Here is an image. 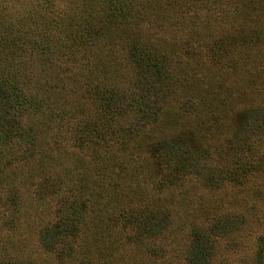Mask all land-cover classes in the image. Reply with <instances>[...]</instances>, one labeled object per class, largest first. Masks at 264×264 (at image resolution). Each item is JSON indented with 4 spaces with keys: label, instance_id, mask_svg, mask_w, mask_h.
<instances>
[{
    "label": "trees",
    "instance_id": "16d2710c",
    "mask_svg": "<svg viewBox=\"0 0 264 264\" xmlns=\"http://www.w3.org/2000/svg\"><path fill=\"white\" fill-rule=\"evenodd\" d=\"M26 12L0 20V264H264V0Z\"/></svg>",
    "mask_w": 264,
    "mask_h": 264
},
{
    "label": "rangeland",
    "instance_id": "374dc122",
    "mask_svg": "<svg viewBox=\"0 0 264 264\" xmlns=\"http://www.w3.org/2000/svg\"><path fill=\"white\" fill-rule=\"evenodd\" d=\"M19 1L22 7L19 6L18 0H0V20L5 19L9 16L10 18L16 19L17 22L20 19H22V21H26L27 19L22 17V14L25 15L24 13H27L26 10H28L29 13L28 20H32V18L37 15L38 16L44 15L48 17L55 10L66 8L70 2L76 0H19ZM62 1L64 2L63 5H62ZM91 1L95 3L97 0H91ZM84 7L81 9L82 12L84 11ZM78 12H80V10H78ZM78 12L76 13L78 14ZM63 17L65 16H62L60 18ZM15 26L20 27L17 25ZM255 98H260L255 101V105H257V103L264 104L263 93H257ZM201 193H203V191H201ZM203 194H205V192ZM258 209L261 210V212L262 211L264 212V200H262L258 204ZM263 232H264V227L258 226L257 229H255L251 233L250 240L253 239L255 240L256 237ZM26 243L28 247L27 252L36 259L38 242L37 239L34 237V234H32L30 238L26 239ZM252 245L251 246L249 245L247 249H242L241 251L234 250V251L222 252L221 256L220 257L218 256V258L219 260L224 261L225 262L224 264H252L253 255H254ZM38 256L41 257L40 253L38 254ZM49 264H53L51 259L49 260ZM152 264H182V262L176 257L170 255L165 259L156 258L153 260Z\"/></svg>",
    "mask_w": 264,
    "mask_h": 264
}]
</instances>
